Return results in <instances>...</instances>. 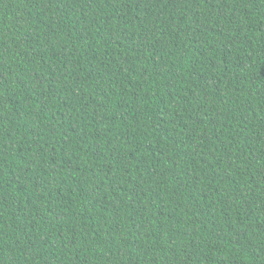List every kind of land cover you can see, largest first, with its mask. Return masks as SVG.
Returning a JSON list of instances; mask_svg holds the SVG:
<instances>
[{
    "label": "trees",
    "instance_id": "trees-1",
    "mask_svg": "<svg viewBox=\"0 0 264 264\" xmlns=\"http://www.w3.org/2000/svg\"><path fill=\"white\" fill-rule=\"evenodd\" d=\"M0 264H264V0H0Z\"/></svg>",
    "mask_w": 264,
    "mask_h": 264
}]
</instances>
